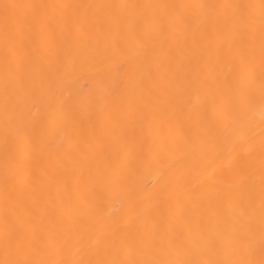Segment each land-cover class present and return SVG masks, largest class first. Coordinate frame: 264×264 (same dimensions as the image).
<instances>
[{"label": "bare ground", "instance_id": "bare-ground-1", "mask_svg": "<svg viewBox=\"0 0 264 264\" xmlns=\"http://www.w3.org/2000/svg\"><path fill=\"white\" fill-rule=\"evenodd\" d=\"M36 4H222L259 0H11ZM83 15V10H81ZM55 31L53 38L52 31ZM143 37V24L123 26L89 16L76 24L57 23L27 37L33 58L26 77V103L35 121V153L42 163L31 191L49 216L51 247L45 258L89 261L108 258L122 246L192 233L219 235L246 212L241 184L253 173L259 191L264 161L259 91L243 114L227 112L213 100L232 65L246 55L234 45L236 33L223 19L201 46L203 27L167 32L163 43L145 40L147 58L128 56L124 36ZM195 33V36H194ZM195 39V43H194ZM218 50V51H217ZM57 53L59 55H57ZM205 77L207 80L205 82ZM127 79V90L120 80ZM34 81V83H33ZM35 88V98L32 96ZM41 95L44 100L41 101ZM54 100L50 113L48 101ZM3 63L0 38V134L3 124ZM58 121L56 127L45 122ZM75 128L71 141L65 124ZM71 149V158L64 153ZM0 141V178L3 176ZM49 177L56 179L51 181ZM72 178L69 206L64 181ZM230 194V195H229ZM3 189L0 183V210ZM258 203V198H257ZM67 207L62 216L54 209ZM67 241V243H65ZM2 225H0V259ZM257 259L259 256L257 254Z\"/></svg>", "mask_w": 264, "mask_h": 264}, {"label": "snow or ice", "instance_id": "snow-or-ice-1", "mask_svg": "<svg viewBox=\"0 0 264 264\" xmlns=\"http://www.w3.org/2000/svg\"><path fill=\"white\" fill-rule=\"evenodd\" d=\"M60 16L76 24L89 16L103 17L121 26L129 21L143 24V37L134 32L124 36L128 56L136 60L147 58L145 40L151 41L155 49L154 32L159 33V43L162 44L167 32L177 29L198 31L203 27L201 46L211 61L215 42L208 37L210 31H218V24L223 19L236 33L232 43L243 47L246 55L239 63L233 62L232 79L226 78L218 88L213 103L224 107L226 114L240 115L255 102L258 90L264 125V0L222 4H36L0 0L3 63L0 141L4 152L3 176L0 178L4 258L0 259V264H83L78 260L45 258L49 255L52 236L45 225L49 213L47 209H41L40 201L31 191L43 154L39 159L35 155L41 149L35 141L36 125L26 103V77L32 80L33 58L39 57L43 61L44 57L39 48L28 51L25 40L37 32L43 35ZM52 35L54 38V29ZM120 86L127 90L129 81L121 79ZM35 91L33 88V98ZM40 99L43 101L44 96L41 95ZM53 104L54 100L48 101L50 113ZM45 126L56 127L58 121L52 120L50 114ZM75 131L71 123L66 122L65 136L69 142ZM261 131L264 133V126ZM64 155L71 158V149ZM55 179L49 177L50 182ZM74 187L78 189V183L74 186L71 177L65 179L64 192L69 206ZM241 188L247 199L245 214L232 221L238 227H229L219 235L189 232L168 236L165 233L161 243L151 240L136 247L122 246L109 252L108 258L89 261L88 264H264V161L261 163L258 193L253 173L245 178ZM56 211L62 216L68 215L67 207L54 209V213Z\"/></svg>", "mask_w": 264, "mask_h": 264}]
</instances>
